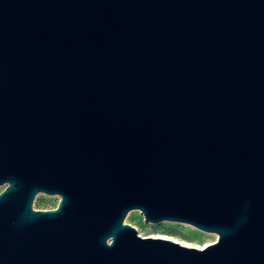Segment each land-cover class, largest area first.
<instances>
[{"label":"water","instance_id":"obj_1","mask_svg":"<svg viewBox=\"0 0 264 264\" xmlns=\"http://www.w3.org/2000/svg\"><path fill=\"white\" fill-rule=\"evenodd\" d=\"M0 264H264V0H0Z\"/></svg>","mask_w":264,"mask_h":264},{"label":"rangeland","instance_id":"obj_2","mask_svg":"<svg viewBox=\"0 0 264 264\" xmlns=\"http://www.w3.org/2000/svg\"><path fill=\"white\" fill-rule=\"evenodd\" d=\"M54 202H55L54 196L47 195L45 193H38L33 200V208L48 209L54 205ZM140 212L141 211L139 209L130 210L124 218V223H128L134 226L137 229L139 235L141 236H146V235L163 236L165 238H169L171 240L177 241L183 245L194 246V247H202L214 242L212 240L207 241L208 235H211L212 237L214 235L216 236V239L218 237L216 233L203 231L191 224L184 222L168 221V220H162L158 222L146 221L143 214ZM164 221L172 222L174 224L160 223ZM150 223H154V225ZM185 224L190 225L191 228L188 229L187 226H185ZM193 227L203 232H206L207 234H196L192 230L194 229Z\"/></svg>","mask_w":264,"mask_h":264},{"label":"bare ground","instance_id":"obj_3","mask_svg":"<svg viewBox=\"0 0 264 264\" xmlns=\"http://www.w3.org/2000/svg\"><path fill=\"white\" fill-rule=\"evenodd\" d=\"M131 213V212H130ZM129 213V214H130ZM160 223H162V224H174V223H172V222H166V221H164V222H160ZM150 224H152V225H154V223H150ZM157 224V223H156ZM185 226H187V228L189 229V228H191V226L190 225H186L185 224ZM148 227V226H147ZM194 228V227H193ZM193 230V232L194 233H196V234H207L206 232H203V231H201V230H198V229H196V228H194V229H192ZM147 236V235H146ZM148 236H150V237H159V238H165V237H163V236H155V235H148ZM204 236V235H203ZM165 239H169V238H165ZM215 241L216 240V236H214L213 235V237L211 236V235H208V238H207V241ZM206 246V245H205ZM202 247H204V246H202ZM202 247H198V248H202Z\"/></svg>","mask_w":264,"mask_h":264},{"label":"flooded vegetation","instance_id":"obj_4","mask_svg":"<svg viewBox=\"0 0 264 264\" xmlns=\"http://www.w3.org/2000/svg\"><path fill=\"white\" fill-rule=\"evenodd\" d=\"M52 196H54V205L53 206H51L50 208H53V207H55L56 205H57V203H58V200H59V198H58V196H56V195H52Z\"/></svg>","mask_w":264,"mask_h":264},{"label":"clouds","instance_id":"obj_5","mask_svg":"<svg viewBox=\"0 0 264 264\" xmlns=\"http://www.w3.org/2000/svg\"><path fill=\"white\" fill-rule=\"evenodd\" d=\"M124 223V222H123ZM125 224V223H124Z\"/></svg>","mask_w":264,"mask_h":264}]
</instances>
